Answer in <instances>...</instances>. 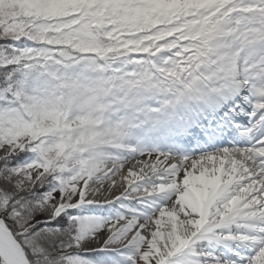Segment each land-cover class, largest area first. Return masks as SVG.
I'll return each instance as SVG.
<instances>
[{
  "label": "snow or ice",
  "instance_id": "6c2138e0",
  "mask_svg": "<svg viewBox=\"0 0 264 264\" xmlns=\"http://www.w3.org/2000/svg\"><path fill=\"white\" fill-rule=\"evenodd\" d=\"M0 264H264V0H0Z\"/></svg>",
  "mask_w": 264,
  "mask_h": 264
}]
</instances>
